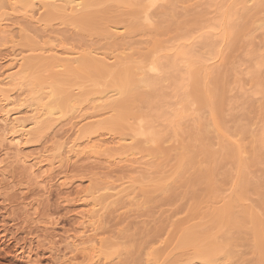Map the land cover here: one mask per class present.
Here are the masks:
<instances>
[{"label":"bare ground","instance_id":"bare-ground-1","mask_svg":"<svg viewBox=\"0 0 264 264\" xmlns=\"http://www.w3.org/2000/svg\"><path fill=\"white\" fill-rule=\"evenodd\" d=\"M158 1H164V0H0V43H2L1 45L6 46L5 55L3 54V56H0V166L2 165V168L0 167V177L4 180L9 181V179L11 180V178H13L12 175L10 176L11 171L12 170L14 171L15 168L20 169L19 170L20 173H18V174H19V177H22L20 183L23 186L20 184L22 188H20V190H19L20 192L18 195H21V192H22L23 194H25V197L30 193H31V195L35 196V198L31 196L34 199L29 201V202H26L27 201L26 200L25 203L22 204V208H21V210L24 214L23 218L28 220L29 228L30 227L33 228L30 231H28L27 238L25 239V241H27V245L25 244V241H24L25 246H23L24 244H22L21 245L22 247H19L16 250L18 257L21 258L22 260H25L26 264H42V261L40 258L45 257L44 254H46L47 260L44 258L46 260V262H48V260H49L51 263L53 262V264H78V263L74 262V261H76V259H81V263L79 262V264H113L112 260L114 258L118 257V259H119V257H121L120 254L117 255L118 253L116 254V251H115L117 248V245H116L117 241H115L116 237H115V239H112L113 238V236H112L113 230H110V228L108 230V231L112 232L111 235H109V236H111V238L108 237L106 235V233H104V234L108 238H106V237L102 238L101 237V235L105 231L104 227H106V226L109 227L108 225H106V222H107L106 220H108V215H109V217H111L110 215L112 214V217H114V215H116L120 211L124 210L127 205H128V207L131 206L130 204L133 201H135V199L138 197L136 194L138 189L141 193H143L141 195H143V196L146 195L145 198L147 199L151 195L156 194V192L157 193L161 192L162 190L167 188L168 182H170L171 176H167L166 179H164V180H163V176H162L161 181H159V180L158 181H152L153 183L151 186L148 185V184H151V182H149L148 184L143 183V186L140 184L141 186L136 187V185L138 183H140V181L138 178L136 179V177H138V176H136L134 179V178H132L133 177L132 175L139 174L140 177L145 178V175L151 174L156 169V168L154 169V163H153V165L150 163L151 160H149V158H148V156L150 157V155L148 153H149V150H152V145H154V143L157 140V137H156V140L154 139L155 134H158V133L154 132L155 133L154 134L153 131L152 132L150 131L151 129L150 130H148L149 128L146 129L143 126V125H145V124H143V122H145V120L142 122L143 119L141 120L142 123L137 119H136L137 120L136 122L130 121V123H126V122H128V119L130 117L132 118L134 116V118H135L137 116V115H134V113L136 112L135 108L138 110V108L135 107V102H136L135 98H137V97L139 98L140 93H139V91L137 92V89H135V88L146 86L145 87L146 91H144V92H148V93L151 92L149 87L147 90V85L149 84L148 82H151V81H149L150 78H154L155 76L160 74V72L162 71L161 70L162 68H160V59L162 58L161 55L166 56L165 54H167V52L163 51V53H164L163 54V53L156 50L159 48L157 45L159 42L156 44V41L159 40V39H157L154 44H156L158 48H156V49L152 48L154 50V51L152 50L153 53L147 49L146 50L144 49L146 52L144 50L141 51V52H143V54L146 53V56L148 53L149 57H146L145 55L143 58L137 56L136 57L137 60H133V58L135 56H133V58H132V55H131L129 58V56L127 54H125L126 53L125 50H123L125 44H127L126 41L128 40V39L126 40V38H127L126 34L128 31V36L129 35L132 36V37L129 36L130 38H133V35L134 36L137 35V33L141 27V25H138V23H137L140 20L139 19L137 21V19L140 16L138 15L139 17L137 16V18H135L137 21V22L136 21L135 22L137 24L135 22H133V24L135 23L134 26L138 25V26H140L139 28H138V26L137 27L131 26V25H133L132 23H131V25H129L127 23L129 22L130 17L132 18V16H134L136 13H138L140 11H142L145 18H147L148 15L150 14V12H149L150 8L154 4H156ZM208 2H209V0H208ZM210 2L212 3V4H210V6L211 5L214 6V4H215V3L213 4L214 1L212 2V0H211ZM215 2H219V1L215 0ZM250 2H251V0H231V6L228 8L227 11H226V7H225V10H224L225 13L223 14V18L220 21L215 22V23H211L210 21L212 19L208 18L209 23L205 24L206 26L204 27V29L202 31L199 32V35L197 34L198 35L197 37L196 36L193 37L191 35H187V36L185 35L184 38L181 37L182 40H179V39H177V38H180L178 36L175 38V40L177 39V41L179 40L180 42H178L177 44H175V46H172L171 48L166 47L167 49L169 48L168 52H170L171 56H172V61L170 59V61L172 63H169V64H174L173 67H175V64H176V66L178 64H181L184 66V68L183 67L180 68V69L183 68L184 70L179 69L180 71H182L181 75L178 73L177 74L175 73L176 75H180L181 77L178 76L180 78L179 87L178 88L175 87L177 89L174 90V88H173V90H174V92L178 91V90L179 91L176 93L170 91V93H172V94L177 95V93H178L180 98H181L179 100L180 101L179 102L180 107L177 106V107H179L177 109V107L175 106L176 108L174 109L175 112L173 114V116H174L173 119H168V122H169L168 125H170V128H171L170 130H172V132H174L175 130L180 128L179 124L182 122L179 123V121L181 119H183L185 116L186 117L192 116L191 118H193V117L195 118V116H193L194 115L193 114L194 104L192 105V103L195 102V104H196V103L201 102V103H204L206 108L212 109V103H213L212 100L213 99H216V101L218 100V93H217L216 89L212 90L209 97H207V98L203 97L202 94L200 93V91H201L200 79H202L201 77H203V79H205L204 76H207V75H205L206 72H209V75L210 74L212 75L211 72H212V70H214V68H213L214 65H212V64L208 65L207 64L213 58H211V59L210 58H204L195 52L194 46H193L195 39L201 38V37L206 38V36H217V35L221 36L222 34L225 33V31L231 30L229 28H230L232 22L234 21V23H236L234 19L237 20L238 16H240L239 14H241V12H243L245 10H246L245 12H247L246 8L249 7L247 5ZM252 2H253V0H252ZM96 3H97L98 8H99V6H103L105 4H113L116 6V9L118 7H122V8H125L124 10L129 9V10L134 11L135 9H137V11L138 10L139 11L138 12L136 11V13L133 12L134 15H132L133 13L131 14V12L128 11L129 12L128 16H130V17L128 19V17H126L127 16V14H126L125 17L128 19V21L126 19V23L123 21L124 19L122 18V15H121L122 12H121V14H119L120 12H113V11L112 12L109 11L111 13H108L106 11L107 9H105V7H104L105 11L103 10V12L104 13L106 12L108 17L101 18V17L97 16L98 18H94V16L96 14L103 13V12H100V11H102V9L99 11L100 13L99 12L95 13V15H93L94 11H92L93 14L92 13L91 14L93 16L91 17V15H90L91 11H89V9H91L92 5L96 4ZM226 5H228V4H226ZM108 8H110V7H108ZM94 9H96V8H94ZM118 10H116V11H118ZM148 12H149V14H148ZM151 12H152V9H151ZM248 12H249V10H248ZM253 13H255V12H253ZM103 14H101V15L103 16ZM253 15H252V17H253ZM109 17H110V19H109ZM198 17H196V18L198 19ZM205 17H207V16H205ZM218 17H220V15H218ZM148 18H150V17H148ZM246 18H248L250 20V18L248 16ZM132 19H134V18H132ZM14 20L15 21L20 20L19 23L21 22V24H19L18 22H14ZM107 20H110L111 23H110V21H108V23H107ZM201 20H203V22L205 23V19H201ZM201 20H200V22H197L196 20H195L196 21L195 22L193 20L194 22L192 24L195 23V25H196V23H197V25H198V23H203V22H201ZM251 20H253V19H251ZM149 21H151V20H149ZM206 21H208V20H206ZM22 22H23V25H22ZM53 22H57V27L62 26V25H66V24L67 25L77 24V25H80L78 27L76 26L77 28L81 27L79 29L80 31H81L82 27L86 28V29H84L86 32H88L87 31L88 29H89V31L91 29V32H93L94 30L95 31L98 30L102 33V36L105 39H107L108 41H111V43L113 44V46H112L113 48L119 49V50H117V52H119L120 50L122 51V53L125 52L124 54H125V56H128V58L122 57V60H119V58L116 59L115 53H117V52H115V49L113 52L115 54V56H113L111 53H110L111 55H108V54H107V56L103 55V54H101L102 53L101 51H103V52H105V51L101 50L99 48H97V50L95 49V51L89 50V52L87 53L86 56H84V55L80 56L79 55L80 53L78 52L79 50L73 51L74 49H72V51H70V50L61 48V46L59 47L57 44H54V42L56 41V37L53 35L55 34L54 30H57V29H54V28H53L54 30L52 29V26H53L52 23ZM142 22H144V21H142ZM151 23H153V22H151ZM192 24H191V29L192 28L195 29L194 27H192L195 25H192ZM244 24H246V23H244ZM202 25L204 26V24H202ZM30 26L31 27L33 26L32 28L36 29V30L34 29L35 33L32 32L33 30H32V28L30 29ZM152 26H153V24H152ZM187 26H189V25H187ZM235 26H237V25L235 24ZM256 26H258V28L256 27V29H262V28L264 29V22L259 23V25L257 23ZM184 27H186V25ZM201 28L202 27H199L197 30H199ZM231 28H233V25ZM29 29L32 30L31 31L32 33H34L32 36H31L32 33H30V32H29L30 35H28L29 33L26 34L29 31ZM177 29L176 30L179 31L178 27H177ZM180 29H183V26L182 27L180 26ZM234 29H232V30H234ZM144 30H143V32H144ZM148 30H151V29H147L146 31L148 32ZM82 32H84V31H82ZM91 32L89 34H91ZM189 32H190V30H189ZM235 32L236 31H234L233 33H235ZM239 32H241V31H239ZM139 33H141V32L139 31ZM176 33L177 32H175V35H176ZM66 35H67V33H66ZM145 35H147V34L145 33ZM227 35H226V37H227ZM29 36L33 37V39L30 38ZM96 36H98V35L96 34ZM236 36L237 35H235V37ZM235 37H233L232 40H234ZM69 38H70V36H69ZM43 39H45V41H43ZM102 40L105 41L104 39H102ZM129 40L132 41V39H129ZM129 40H128V48H130L129 47ZM175 40L173 42H176ZM201 41H202V39H201ZM32 42H35L38 45L36 47L32 46V44H34ZM219 42H214V43H219ZM229 42H230V40H229ZM164 43H167V41ZM222 43L225 44V42H222ZM231 43H227V44H231ZM28 44H31V45L28 46ZM233 44H234V42H233ZM24 45H26L28 47L26 48ZM109 45L110 44H108V46ZM151 45L153 46V44H151ZM156 45H154V46L156 47ZM204 45H205V43H204ZM218 45H221V44H218ZM160 46H162V45L160 44ZM24 47L26 49L25 52L26 53L28 52L27 54H30V52H32V55H29V56H34L33 57L34 59L32 57L31 58L33 60H36L35 63H32L31 61L27 60V57L24 56L25 55L24 54L25 52H23L25 50ZM88 47L91 48V46H88ZM112 47H110V48H112ZM22 48L24 50H22ZM82 48H84L86 50L85 47H82ZM210 48H211V46H210ZM219 48H220V46H219ZM108 49L109 48L106 49L107 50L106 52H111V50H113V49H111V50L109 49L110 50L109 51ZM98 50L101 53H97ZM198 50H196V51H198ZM220 50L222 51V49H220ZM126 51H128V50L126 49ZM129 51H130V49H129ZM199 51H201V49ZM263 51H264V49H263ZM34 52H36L35 53L36 55H33ZM150 52L152 54H150ZM207 52H213V51H207ZM169 54H167V55L169 56ZM215 54H216V51H215ZM0 55H2V54H0ZM258 55H260V54H258ZM117 56H123V55L119 53V55L117 54ZM218 56H220V55H218ZM217 57H215V59ZM262 57H264V56H262ZM139 58H141V59H139ZM194 59L196 61L198 60V62L202 64L201 66H199L198 70L197 69L195 70L193 68L192 61H194ZM256 60H258V59H256ZM210 62H215V61L211 60ZM205 63L207 65H205ZM254 63L252 62V65H250V67H252V69L254 67L256 69L261 67L260 65L262 62L256 61V63H255L256 66L253 67ZM76 66L81 67V68L79 67L80 69H82V71L80 73H77L78 71H76L77 70ZM171 67H172V65H171ZM36 68H39L40 71L41 70H43V71H46V70L58 71L59 70L60 71V70L65 69V71L66 70L68 71L67 72L68 77H65L66 79H64V75H63V77H62L63 79L62 78L59 79L58 77H56L57 74H55V76H53L54 75V72H53V75L49 76V78H47L48 75H46L47 77H45L47 79L52 80L50 83L49 82L48 83H45V82L44 83L43 82L42 83L41 82L36 83L35 82L36 84L32 85L31 82L29 83V80L26 78V75L28 73L33 74L35 72L34 70ZM255 68H254V71H255ZM39 69H36V71L37 70L39 71ZM163 69H165V68H163ZM252 69H249L250 70L249 73H251ZM166 70H168V69H166ZM246 70H248V69L246 68ZM43 71H41V72H43ZM175 71L176 70H174V71L172 70V72H175ZM180 71H179V73H180ZM215 71H216V68H215ZM60 72L62 73V71H60ZM163 73H166V72L163 71ZM249 73H247V74L250 75ZM168 74H171V73H168ZM199 74H201L200 78H199ZM257 74L258 73H256V75ZM163 75H165V74H163ZM217 75H218V73H217ZM42 76H43V74H42ZM82 76H85V77H82ZM171 76L175 77L174 75H171ZM250 76H251L250 78H252V73ZM257 76L254 77V79L257 78ZM163 77H162V79H163ZM178 77H175V79ZM31 79L33 80V78H31ZM206 79H207V77H206ZM208 79H210V78H208ZM176 80H174V82L172 83L173 85H175V84L177 85V82L175 83ZM189 80H191L190 81L191 84L189 83L190 87L188 88V81ZM27 81L29 84L28 83L26 84ZM37 81H38V79H37ZM204 81L205 80H203V82ZM164 82H166V79H164ZM164 82H162V84ZM179 82H178V84H179ZM259 84L260 83L258 82L257 85H259ZM152 85H150L151 88H152ZM168 86H170V85H168ZM259 86L261 87V85H259ZM134 89L136 90L137 93H139V95L137 97L135 96V94H137V93L134 94V91H135ZM156 89H158V88H156ZM263 89H264V86H263ZM160 90H161V88H160ZM163 90L164 89L162 88V91ZM261 90H262V88H261ZM142 92H143V90H142ZM142 92H141V94H143ZM165 93H166L165 94V98H166L167 92H165ZM158 94L159 95H156V96L159 97L160 93H158ZM172 94H170V95H172ZM144 95H145V93H144ZM150 95H152V94L150 93ZM161 95L164 96L162 93H161ZM152 97H154V95ZM172 97H173V95H172ZM147 99H149V98H147ZM168 100H170V97L168 98ZM137 101H138V103L143 102V101L140 102L139 99ZM149 101H147V102H149ZM85 102L86 103L90 102V104H89V106L91 105L90 109L96 107L95 110L98 108V111L92 112L91 110H89L91 112L83 113L82 111H84L86 108L89 109V107H87L85 105L86 108L82 109V108H80L79 104L85 103ZM163 103H164V101H163ZM163 103L161 102V104H163ZM167 103L169 104V103H171V101H167ZM179 103H178V105H179ZM171 105H172V103H171ZM174 105L172 106L173 108H174ZM136 106H139V105L136 104ZM152 106H153V104H152ZM261 107H262V105H261ZM173 108H172V111H173ZM67 109L69 111H71L70 112L71 114L68 116L66 115L67 111L65 112V110H67ZM263 110H264V108H263ZM191 111H192V113H190ZM85 112H87V111H85ZM152 112H153V110H152ZM67 113L69 114V112H67ZM141 113L143 114V112H141ZM158 113H159V111H158ZM165 113H167L166 110H165ZM155 114H156V112H155ZM155 116L153 115V117H155ZM165 116H166V118L169 117V116H167V114L164 115V117L161 114L160 121L163 118L165 119ZM214 116H215L214 120L218 118V116L216 114ZM134 118H132V119H134ZM149 118H146V119L148 120ZM184 119H186V118H184ZM193 119H192V121H193ZM221 119H222V116H221ZM129 120H131V119H129ZM165 120H167V119H165ZM186 120H188V119H186ZM194 120H197V119H194ZM215 122H217V121H215ZM215 122H214V124H215ZM120 123L122 124V130L120 129L121 131H119V133H118ZM124 123H126V124H124ZM157 123H158V121H157ZM185 123L187 124V122H185ZM185 123H183V124H185ZM261 123H264V120H263V122L261 121ZM192 125H191V127H192ZM196 125L198 126V124H196ZM196 125H195L194 129L191 128V129H193V131H191V133H193L194 135H195L194 132L197 131V130L196 131H194V130L199 128V127L196 128ZM216 125L217 124H215V126ZM222 125H223V123H222ZM157 126H158V124H157ZM218 126H220V125L218 124ZM218 126L216 128L219 130ZM162 127H164V126H162ZM186 127H189V126H185V128ZM150 128H151V126H150ZM239 128L243 129L241 127H239ZM199 130L197 131L198 136L201 137V135H199ZM218 130H217V132H218ZM225 130L227 132V129H225ZM155 131L158 132L157 130H155ZM220 131L223 132L222 129ZM115 132H117V133L115 134ZM162 132H163V130H162ZM162 132H160V133H162ZM167 132H168V134H164V133L163 134L169 135V130L166 131L165 133H167ZM183 132H184V129H183ZM203 132H205V130ZM209 132H208V134H209ZM214 132H216V131L214 130ZM226 132H223V134L225 133L226 135H228ZM239 132H241V131H239ZM201 133L202 132L200 130V134ZM163 134H160V135H162V138H163ZM175 135H176V133L174 134V137H175ZM194 135H193V137H194ZM213 135H215V134L213 133ZM219 135L222 136L221 133L218 134V137H220ZM232 135L233 134H231V136ZM260 135H261V133H260ZM157 136H159V135H157ZM171 136L169 135L166 137H171ZM215 136H213V137H215ZM228 136H230V135H228ZM186 137L190 138L188 134ZM195 137H197V136H195ZM160 138H158V139H160ZM203 138H205V137H203ZM220 138H222V140H223V137H220ZM224 138H225V136H224ZM233 138H234V136H233ZM39 139H43L44 145L49 144V146L46 145V147L42 148L43 150L38 151L36 154L34 153V155L27 154L26 150H25V147H27V144L31 143L33 141H37ZM198 139H200V138H198ZM163 140H166V139L163 138L162 141ZM170 140H171V138H170ZM182 140H183L182 138H181V140L173 138L171 143L168 142V145H169L168 148L165 147V149H163L162 148L163 146L162 147L158 146L160 148L157 149V151H156L157 154L155 153L156 154L155 155L154 151H153V153L151 152L150 154L154 155V157L155 156L158 157V155H164L163 157H165V156H168L170 153H174V154L176 153V154H178L177 157L180 156V159H178L177 157H175L174 159L173 158L171 159V155L173 156L174 154H170V157L167 159L175 160L177 158L178 162H180L182 156L186 155V154L184 155V152L186 151V147H187V143L184 144V140L183 141ZM195 140H196V138H195ZM200 140H197V141H200ZM222 140L219 143V141L217 139L218 144H221V142L223 143ZM166 141H168V139ZM166 141H164V142L166 143ZM255 141H256V139H255ZM157 142H159V141L157 140ZM224 142H225V139H224ZM237 142H236V144H237ZM238 143H240V142H238ZM260 143H262V142H260ZM161 144H163V143H161ZM218 144H217V146H219V148H220V145H218ZM249 144H251V143H249ZM155 145H154V147H155ZM158 145H160V144H158ZM243 145H245V144H243ZM204 146H203V148L207 149ZM233 146H234V144H233ZM233 146L229 152L234 153V151L236 150L235 152L238 155H240L241 150H239L237 148L233 149ZM236 146L240 147V145H238V144ZM247 146H249V145L247 144ZM222 147H223V149H226L227 146L224 145V143H223ZM30 148H32V147H30ZM191 148H192V146H191ZM229 148L226 149L227 152H228ZM188 149H190L189 146H188ZM205 149H203V150L205 151ZM241 149H242V147H241ZM246 149H248V148H246ZM251 149L252 148H250V146H249V149L247 151H250ZM254 150H259V149L254 148ZM191 151H192V149H191ZM210 151L213 152L212 150H210ZM210 151H209V153H210ZM218 151L220 152V150H218ZM144 152H147V153H145L144 156L143 155L139 156L140 154H142ZM251 152H253V151H251ZM194 153L192 154L193 162H192V160L189 162L190 159L189 160L187 159V160H188L189 164L190 163H196V164H194L196 166L198 164L197 162H199L200 160L197 162H194V161H196L195 159L198 158L199 153H197V154H196V152H194ZM202 153H204V152H202V150H201V154ZM214 153H215V151H214ZM216 153L214 155H216ZM223 153L225 154V152H223ZM230 153H229V155L231 156ZM256 153H257V151H256ZM166 154H168V155H166ZM210 154H212V153H210ZM248 154L246 153L245 155H248ZM252 154L254 155V153H252ZM193 155L197 156V158L193 157ZM203 155H205V153ZM220 155H221V153L218 154V156H220ZM238 155H237V158L236 157L235 158L238 159V161H239L240 156L238 157ZM250 155L251 154H249V156ZM137 156H139V157H137ZM212 156L210 155V158H212V159L208 158L209 160H207V158H206L207 165H208L210 160H212V162H213L214 157H212ZM230 156H229V159H230ZM260 156H262V155H260ZM163 157L160 159L162 160ZM188 157L189 156H187V158ZM252 157H251V159H252ZM258 157L259 156H256L255 158H258ZM226 158H228V157H226ZM241 158H242V156H241ZM151 159L153 160V157ZM200 159H202V156ZM260 159H261V157H260ZM158 160L159 159L154 160L156 165H158L157 164L159 162ZM163 160H162V163L167 161L166 157H165V161H163ZM215 160L218 161L217 156H216ZM219 160H221V159L219 158ZM232 160H234V159H232ZM248 160H250V159H248ZM257 160H259V158L256 159V162L258 163ZM217 161H215V162L217 163ZM253 161H255V160H253ZM184 162L186 163L187 161H184ZM212 162H210V163H212ZM240 162H241V159H240ZM240 162H236L237 163L236 165H241ZM256 162H255V164H256ZM203 163L206 164L205 161H203ZM245 163L247 164V161H245ZM77 164H79V165L85 164L86 166H88L89 169L91 168L93 170L95 169V170L101 171V172H99V175H96L98 173L95 172L96 174H94V176L96 175L97 178L93 179L90 177L91 179L88 180L89 184L87 183L88 185H86V184L84 185V183L82 184V182H80V181H78V182L73 181L69 176V172H72L71 171L72 168L76 167ZM174 165H175V162H174L173 166ZM190 165L193 166V164H190ZM159 166L160 165H158V167ZM165 166L167 167V163ZM173 166L169 165V168L172 169L171 167H173ZM180 166L181 165H179V167ZM247 166L249 168L251 165L249 164ZM80 167H81V165H80ZM236 167H238V166H236ZM70 168H71V170H70ZM77 168L78 167H76L75 169H77ZM169 168H167V169H169ZM238 168H239V170L237 171L238 180L235 177L236 178L235 180H237V182L234 183V185H233L234 188L230 192L233 194V198H232L233 200L232 201L227 199L228 196L225 195V192L228 190L224 191V190L220 189V190H222V193L219 195H216L215 194L216 191H214V190H216V188H212L213 187L212 184H214V183L212 182V184H211L212 187L209 186L210 183L207 184V182H209V179L211 176L210 175L211 171L208 170L209 168H206L205 173H204V170L202 168V171L204 174L201 173V175L199 173L196 174V172H195L196 175L199 174L198 176H200V177L196 176V178L198 177L200 180L201 179L204 180L203 182L201 181L202 185L206 180H207V182H205L206 183L205 187H206V185H208L206 187V189H205V187H200V188L205 189V192H203L204 190L202 189L203 190L202 193L203 194L206 193V195H204V196H206L205 198L207 199L206 201L204 200L205 201L204 202L203 197L201 196L202 199L200 201H203V203H206V202L210 203L208 206L205 205L207 207V209L203 213H201V215L205 219H207L208 221H212L215 223V222H219L218 220L226 219L225 217H228L230 214H232L235 217V220H234L233 217L230 216L234 220L232 223H234V226H237V227H241L243 225V222L245 223L244 220H247L252 227V232H251L252 234L251 235H252L253 242L252 241L251 242L253 244H251V245H253V247H254L253 249L255 250V251H253V254H255L254 252H256V254H257L256 255L258 257V259H256L257 264H264V242L262 241L264 239V228H263L264 226H262L263 223L261 222V219L259 218V216L258 215L256 216L254 214L255 212L252 211L254 209L251 208L252 209L251 210L246 205H245L246 208L244 206L243 207L241 206V204H243V201H241L242 203H240V197L247 192L245 190H246V188H248V186L251 185V183L248 185V183H247L248 181L247 180H246L247 182L244 181L243 175L241 173L243 171H240V167H238ZM198 169H199V167L197 168V170ZM114 170H120L121 173H123V174L125 173V174L124 175L121 174V176H122V177L120 176L121 178L120 177L118 179L113 178L115 181L108 182L110 179L107 180V176L111 172H114ZM177 170L179 172L178 168H177ZM211 170L213 172V169H211ZM80 171L82 172L83 170H80ZM157 171L159 173V170H157ZM157 171L154 173L155 175H157ZM184 171H187V169ZM215 171H216V169H215ZM73 173H74V171H73ZM165 173H166V171L164 172V174ZM183 174H184V172H182L181 175H183ZM195 174H193V175H195ZM243 174H244V172H243ZM158 175L160 176V173ZM190 175L191 174H189L188 176H190ZM112 176H114V175H112ZM152 176H153V174H152ZM16 177H18V176H16ZM221 177H223V176H221ZM110 178H111V176H110ZM155 178L157 179V177H155ZM182 178L184 179V176L180 177L179 180H181V181L178 180L180 183H182ZM193 178H195V177H193ZM73 179H74V176H73ZM186 179H188V178H186ZM111 180H112V178H111ZM140 180H142V179H140ZM194 180H196V179H194ZM197 180L194 182H197ZM211 180H210V182H211ZM148 181H150V180H148ZM176 181H177V179H176ZM176 181H174V183ZM191 181H193V179H191ZM222 182H224V181H222ZM7 184L9 185L11 183L8 182ZM16 184H14V185H16ZM173 184H171V185H173ZM187 184H186V186H187ZM197 184L199 185V182L196 183L195 185L197 186ZM222 184H224V183H222ZM171 185H169V186L172 188ZM180 185H182V184H180ZM184 185L185 184H183L182 186L184 187ZM190 185L195 187V185H192V184H189L188 186H190ZM200 185H201V183H200ZM222 186H224V185H222ZM214 187H216V186H214ZM253 187H255V186L253 185ZM253 187H252V189H254ZM217 189H219V188H217ZM11 191H12V189H11ZM248 191H250V190H248ZM170 192H172V191H169V193ZM52 193H55V195H56L57 204H59V205L61 204V205L65 206L66 209H67V207L71 208L70 210L68 208L69 211L67 213H70V215L73 216L72 219L74 220L73 223L70 224L69 227H66V229L62 230L60 237L58 236L60 238L58 245H56L55 242L53 241V238H55V237H51V235L49 236V234H48V231L53 229V226H54L52 223L53 222L52 220H51L52 222L48 221V219L50 217L49 215L51 212L47 213L46 215L43 213L44 217L39 216L41 204L43 205V202L47 204L49 202V198L52 195ZM164 193H166V192H164ZM214 194L216 196H214ZM139 196H140V194H139ZM143 196H141L142 199H143ZM23 198H24V196H23ZM241 198L243 199V196ZM152 199H153V196H152ZM170 199H171V197H170ZM150 200H151V198H150ZM150 200L148 199L147 201H150ZM200 201H199V203H200ZM146 203L149 204V202H146ZM146 203L141 204V206H139V209L145 208L147 206ZM203 203H202V205L204 206ZM198 208H196V210ZM201 208L204 209L203 207H201ZM201 208L199 209L200 211H202ZM193 209H195V208H193ZM148 214L144 215V216H148ZM196 214L197 215L199 214L198 216H200V218L202 217L200 215V212L199 213L197 212ZM197 215L194 214L195 217L190 218V219L195 220ZM117 216H118V214L116 215V217ZM149 216H150V214H149ZM192 216H193V214L191 215V217ZM116 217H114V218H116ZM119 217H120V214H119ZM203 217L201 219H203ZM123 219L124 220H122V221H125L126 218H123ZM196 220H198V219H196ZM207 220H205V221L208 222ZM227 220L228 219H226V222H227ZM111 221H113V220H111ZM202 221H200V222H202ZM203 222H202V224H203ZM222 223H221V225H222ZM178 224L176 225V226H178L176 228L177 230L179 228L180 229L183 228L180 226L186 225L185 222H184V224L183 223H180V225H178ZM209 224H211V223H209ZM209 224H208V226H209ZM218 225H220V222L218 223ZM208 226H207L206 230L209 228ZM115 227H116V225H115ZM175 227H174V231L176 230ZM213 227H215V226H213ZM218 227L220 228V226H218ZM218 227H216V228H218ZM222 227H224V226H221V229H222ZM216 228H214V229L212 228L213 230H211V231L212 232L215 231ZM0 230H4L3 225H0ZM198 230L201 233V230L199 228H198ZM199 231H197L194 228H191V229L184 231L181 234V236L179 237V239L177 240V242L174 244V246L172 245L173 247H171V248L169 247V249L166 248L167 245L165 246V244L163 245L165 247L164 249H158L157 248L158 246L155 249H153L154 247L152 246L153 248L149 249V252H146L147 253L146 259H144L145 263L144 262L143 263L144 264H228V263L231 264L232 261L229 262V260H234V259L233 258L230 259L231 258L230 256L232 253L229 252V249H227V247H226L227 250L225 252H223L222 255L220 254L221 256H219V255L217 256L216 254L212 255L213 250L210 253H208L209 251L207 249L206 250L208 252L206 250H204L205 248H207L206 246H208L207 240H209L211 242L210 238L207 239L209 237L207 234H209V232L212 233L211 231L207 230V234H206L207 240L206 241H201L203 238L202 237L201 240H199L200 243L198 242L200 245L203 242V244L201 246L206 244L204 246V248L201 247L198 243H197V247L194 246L195 245L194 242L196 240H198V238L200 237ZM225 231H226V229H225ZM110 232H107V233L110 234ZM178 232H179V230H178ZM178 232H176V234ZM203 234H205V233H203ZM213 234L210 235L211 238H212V235L216 236V234L214 232H213ZM173 235H175V234H173ZM173 235L170 239L171 242H174V241H172V238L174 237ZM216 237L213 239H216ZM222 239H223V237H222ZM238 239H240V238H238ZM170 240L168 242H169V245L171 246V244H173V243H171ZM173 240H176V238H174ZM217 240H219V239L217 238ZM209 241H208V243H210ZM238 241H240V240H238ZM168 242H166V244H168ZM204 242H206V243H204ZM234 242H232V243H234ZM192 244H194L193 245L194 247H191ZM118 245H120V243ZM212 245H213V243H212ZM212 245H211V247H208V249H211ZM216 245H217V243H216ZM232 245H231V247H232ZM41 246H43L41 251L44 252V250L46 249L45 253H43V254L39 249V247H41ZM45 246H46V248L44 249ZM209 246H210V244H209ZM121 247H119V248H121ZM125 247H127V246H125ZM59 248H61V250ZM214 248H215V246H214ZM231 249L232 248H230V250ZM223 250H225V249H223ZM233 253H234V251H233ZM115 254H116V257H115ZM132 260H134V259H132ZM238 260H240V257ZM238 260H236V261H238ZM135 262H136V260H135ZM136 263H138V261ZM136 263H134V264H136Z\"/></svg>","mask_w":264,"mask_h":264},{"label":"rangeland","instance_id":"rangeland-1","mask_svg":"<svg viewBox=\"0 0 264 264\" xmlns=\"http://www.w3.org/2000/svg\"><path fill=\"white\" fill-rule=\"evenodd\" d=\"M210 1L211 0H209V2ZM216 1H219V2H215V0H212L213 4L215 3L214 6H212V5L210 6V4H212V3L211 2L209 3L208 0H164V1H158L156 4H154L150 8V10H149L150 14L148 12V14H149L148 17H150V18H148V17L147 18L149 20H151V21H149L147 18H145V16L142 13V11H140L141 12L140 13V12H138L139 10L137 11V9H135L134 11L133 10H129V9L124 10L125 8L118 7V6H117L118 8L116 9V6L113 5V4H105L103 6H99V8H98L97 3H96V4H93L92 5V7H91V9H89V11H91L90 12L91 17L93 15H95V13H98L101 9H102V11H100V12H103L104 7H105V9H107L106 11L108 13H111L113 11V12H120L119 14H121V12H122L121 15H122V18L124 19V20L123 19L122 20L125 23H126V19H127L126 17H128V19L130 17V16H128V13L129 12H131V14L133 12L136 13V11L138 12L135 15L133 13L132 15H134V16H132V18L135 19L139 15L141 18L138 16L139 18L137 19V21L139 19L140 20L137 22L136 19L134 20V19H132L130 17V20H129V22L127 24L131 25V23L133 24V22L136 21L138 23V25H141V27L138 26V25L134 26L136 22L133 25H131V26H134V27H137L138 26V28L140 27L139 31L141 33H139V31H138L137 35H135V36L133 35V38H130L132 36L129 35L130 36L129 37L128 36V31H127V34H126V37L127 38H126V40L127 39L128 40L129 39H132V41L129 40V47L130 48H128V40L126 41L127 44H125L126 47L124 46V48H123V50H125L126 53L124 51L123 52L125 54H127L129 56V58L132 55V58H133V56H135L133 58V60H137V58H136L137 56L138 57H141V58H143L144 55L146 56V53H145L146 52L145 51L146 49L149 50V51H151L153 53V51H154L153 49H156V48L159 47L158 48L159 50L156 49L157 51H159L161 53H163V51H164V52H167V54H169L170 53V52H168V49L169 48L167 49L166 47H170L171 48L172 46H175V44H177L178 42H180L179 40H182V38H184L185 35L186 36L187 35H191L193 37L194 36L197 37L199 35V32L202 31L204 29V27L206 26L205 24H208L209 23V19H212L210 21L211 23H215V22L220 21L223 18V14L225 13L224 12L225 7H226V11H227L228 8L231 6V0H222V1L221 0H216ZM225 3L228 4V5H226ZM249 4L247 5L249 7L246 8L247 9V12H245L246 10L243 11V12H241V14H239L240 16H238V19L237 20L234 19L236 23H234V21L232 22V24H231V26L229 28L231 30L228 29L229 31H225V33L222 34L221 36H219V35H217V36H206V38L205 37H201V38L195 39V42L193 44L195 52L197 54L201 55V57L210 58V59L213 58L211 60L212 61L213 60L215 61V62H210L211 61L210 60L209 63L206 62L208 65H210V64L214 65V67L212 66L214 68V70H212V72L210 71L212 73V75L210 74L211 76L209 75V72H206V74L205 73L204 74L207 75V76H204L205 79H203V77L200 76L201 74H199V78L201 77L203 80H205L203 82V80L200 79V81H201V91H200V93L202 94L203 97H206L207 98V97H209V95L212 92V90L216 89V91L218 93V100L217 101H216V99H213L212 100L213 101V103H212V109L211 108H206L205 105H204V103H201V102L196 103V104H195V102L192 103V105L194 104V107H193L194 108L193 109V111H194L193 114L194 115L193 116H195V118L194 117L193 118L194 119H197V120H194L193 118H191L192 116H188V117L185 116L184 117V118H186L188 120H186L184 118H183L184 120L181 119L179 121V123L182 122V123L179 124L180 125L179 126L180 128H178L177 130L174 131L176 133L175 137H174V134L175 133L172 132V130H170L171 129L170 128V125H168L169 124L168 119H173V117H174L173 114L175 112L174 109L177 106L180 107V103H179L180 101L179 100L181 98H180V96H179L178 93L176 95V94L170 93V91L174 92V90H176L179 87V85H180V82H179L180 78L179 77H181L180 75H181V72H182L180 70H182L184 68V66L181 65V64H178L176 66V64H175V67H173L174 64H169V63H172L171 62L172 61L171 53L169 54V56L167 54H165L166 56L161 55V57H162L160 59V68H162L161 69L162 71L160 72L161 75L159 74V75L155 76L154 78H150L149 81H151V82H148L149 84L147 85V90H148V87H149L150 90H151L150 93L152 95H150V93H148V92H144V91H146V88H145L146 86L145 87H139V88L137 87V88H135V89H137V92L139 91L140 95L134 89L135 90L134 91V94L137 93V94H135V96L137 97L139 95V98L138 97L135 98V101H136L135 102V107H137L138 110L135 108V111L136 112L135 111L134 112L136 114L134 113V115H137L136 116L137 118L136 117L134 118V116H133L132 118H134V119H132L130 117L129 119H131V120L128 119V122H126V123H130V121L131 122H136L137 120H139L141 122L142 119H143L142 120V122H143L145 120V122H143V124H145V125H143V126L146 129L149 128L148 130L151 129L150 131L151 132L153 131V133L154 132L155 133H158V134H155L154 133L155 134L154 139L156 140V137H157V140L160 143L157 142V140H156V142L154 143V145L156 143L157 144L155 145V147H154V145H152V150H149V153H148L150 155V157L148 156L149 160H151L150 163L152 165L154 163V169L156 168L154 170V172H152L151 174L145 175V178L144 177H140L139 174L132 175L133 176L132 178L135 179V177L138 176V177H136V179L138 178L139 181H140V183H138L136 185V187H139L141 185L143 186V183L148 184L149 182H151V184H148V185L151 186L152 183H153L152 181H158V180L161 181L162 180V176H163V180L166 179L167 176H171V179H170V182H168V186H167L166 189H164V190H162L161 192H158V193L156 192V194L151 195L147 199L145 198L146 195H144V196L141 195L143 193H141L139 191V189H138L137 190V193H136L138 197L135 199L136 202L133 201L130 204L131 206H129V207L127 205L126 206L127 208L125 207L124 210H122L119 213H117L118 214L117 217H116L117 214L115 213L116 215H114V217H116V218L112 217V214L110 215L111 217H109V215H108V220H106L108 223L106 222V225H108L109 227H107V226L104 227L105 228L104 229L105 231L103 232V234L101 235V237L102 238L103 237H106V238L110 237L111 238V236H109V235H111L112 232H110L108 230H109V228H110V230H113V233H112L113 238L112 239H115V237H116V240L115 241H117L116 242L117 248H116L115 251H116V254L118 253L117 255L120 254V256H121L118 259V257H116V254H115V257L116 258H114L115 260L114 259L112 260L113 264H115V263L116 264H134L137 261H138V263H136V264H144L145 263L144 262V259H146V254H147L146 252H149V249H151L153 247H154L153 249H155L157 246H158L157 247L158 249H164L165 247L163 245L165 244V246L166 245L168 246L169 245V242L168 241L171 239L172 235L175 234V235H173L174 237L172 238V241H174V242H171V240H170V242L173 243V244L170 243L171 246L170 245L168 247L166 246V248L169 249V247L171 248V247L174 246V244L177 242V240L179 239V237L181 236V234L184 231H186L188 229H191V228H194L197 231H199L198 228L201 230V233L199 231L200 237L198 238V240H196L194 242L195 245L192 244L191 247H194V246L197 247V243L198 242L200 243L199 240H201L202 237L203 238H202L201 241H206L207 239L210 238L211 242L209 240H207V245L208 246H206L207 248L204 249V250L207 249L209 251L208 252L206 250L208 253L212 252V250H213L212 255H215L216 254L217 256L218 255L221 256L223 254V252H225L227 249H229V252L232 253L231 256H230L231 257L230 259H232V258L234 259V260H229V262L232 261L231 264H235V263L236 264H257L256 259H258V257L256 256L257 255L256 252H254L255 254H253V251H255V250L253 249L254 248L253 245H251V244H253L252 243L253 242V239H252V235H251L252 234L251 233L252 232V227H251L250 223L247 220H244L245 223L243 222V225L241 226L242 227L241 228V227L234 226V223H232L235 220V217L232 214H230L228 217H225L226 219H228L227 222H226V219L218 220L220 222V225H218L219 222H215L214 223L212 221H208L207 219H205L201 215V213H203L207 209V207L205 205L208 206L210 203H207V202H206L207 204L206 203H203L204 200L205 201L207 200L205 198L206 196H204V195H206V193H204V194L202 193L203 190H204L203 192H205V189L208 186V185H206V187H205V184H206L205 182H207V180L202 185V182L204 180L203 179L200 180L198 178V177H200V176H198L199 174L200 175H201V173L204 174L206 172L205 171L206 168H209L208 170L211 171L210 175L212 177L210 176L209 182H207V184L210 183L209 186L212 187V185H213L212 188H216V190H214V191H216V193H215L216 195L221 194L222 193V190H224V191L228 190V191L225 192V195L228 196L227 199H229L230 201H232L233 200L232 199L233 198V194L230 193V192L234 188V186H233L234 183H236L237 180H238V178H237L238 177L237 176V171L239 170L238 167H240V171H243L244 172V174H243V172H241L242 175H243L244 181L247 180L248 182L247 181L246 182L248 183V185L251 183V185L248 186V188H246V190H245L247 192L246 193L244 192L245 194L243 193L244 194V195H242L243 196V199L241 198L242 196L240 197V203H242L241 201H243V204H241V206L242 207L243 206L245 207V205H246V206H248L249 209H251V208L254 209V210H252V209L251 210L253 212H255L254 214L256 216L257 215L259 216V218L261 219V222L263 223L262 226H264V145H263L264 144V132H263L264 131V123H261V121L263 122V120H264V114H263L264 113L263 112L264 111L263 110V108H264V100H263L264 99V89H263V86H264V57H262V56H264V51H263V49H264V31L263 30L264 29L263 28H262L263 30L262 29H256V27L258 28V26H256L257 23L259 25V23L264 22V0H256V1L253 0V2L251 0V2ZM108 7H110V8H108ZM94 8H96V9H94ZM151 9H152V12H151ZM116 10H118V11H116ZM248 10H249V12H248ZM92 11H94V14H93ZM109 11H111V12H109ZM253 12H255V13H253ZM103 13H101V14H103ZM101 14H96L94 16V18H98V17H101V18L108 17V15L106 14V12L103 14V16ZM126 14H127V16H126ZM204 15L207 16V17H205ZM218 15H220V17H218ZM252 15H253V17H252ZM247 16L250 18V20L248 18H246ZM196 17H198V19ZM200 18L201 19H205V23ZM109 19H110V17H109ZM128 19H127V21H128ZM251 19H253V20H251ZM193 20L194 21L196 20L197 22H200V20H201V22H203V23H198V25H199L198 26L197 23H196V25H195V23L192 24L194 22ZM206 20H208V21H206ZM19 21H15L14 20V22H18V23H19ZM108 21H110V20H107V23H108ZM142 21H144V22H142ZM151 22H153V23H151ZM110 23H111V21H110ZM244 23H246L247 25L244 24ZM19 24H21V22ZM152 24H153V26H152ZM191 24L192 25H195V26H192L195 29H193V28L191 29ZM202 24H204V26ZM235 24L237 26H235ZM22 25H23V22H22ZM52 25H53L52 26V29L53 28L54 29H57V30H54L53 29L55 31L54 32L55 34L53 36L56 37V41L54 42V44H57L59 47L61 46V48H64V49H67V50H70V51H72V49H74L73 51H78L79 50L78 52L80 53L79 54L80 56H83V55L86 56L87 53L89 52V50L90 51H93V50L95 51V49L97 50V48H99L101 50H104L105 52L101 51L102 52L101 53L98 50L97 53H101V54L106 55V56H107V54L108 55H111L112 54L113 56H115V54H116V57L115 58L116 59L119 58V60H122V57L123 58L124 57L128 58V56H125V54L122 53L121 50H120L121 52L120 51L117 52V50H119V49L113 48L112 47L113 44L111 43V41H108L107 39H105L102 36V33L100 31H98V30L97 31L94 30L95 32L94 31L91 32V29H90V31L88 29L87 30L88 32H86L84 30L86 28L82 27L83 30L81 29V31H80L79 29L81 27L80 28H77L78 26H80V25H77V24H74L75 26L74 25H67L66 24V25L58 26L59 28L57 27V22H53ZM185 25H186L187 28L184 27ZM187 25H189L190 27L187 26ZM232 25H233V28H231ZM180 26L181 27L183 26V29H180ZM196 26L198 28L199 27H202V28L199 29V30H197L198 28ZM32 27L30 26V29ZM177 27L179 28V31H177L178 30ZM30 29H29V31L26 34H28L29 32L32 33V32H34L36 30L35 28H32L33 31L30 30ZM147 29H151V30H148V32H147L146 31ZM188 29L190 30V32H189ZM232 29H234V30H232ZM143 30H144V32H143ZM82 31H84V32H82ZM232 31L233 32L236 31V32L233 33ZM239 31H241V32H239ZM90 32H91V34H89ZM175 32H177L176 35H175ZM30 33L28 35H30ZM34 33H32L31 36ZM66 33H67V35H66ZM145 33L147 35H145ZM96 34L98 36H96ZM226 35H227V37H226ZM235 35H237V36L235 37ZM69 36H70V38H69ZM178 36L180 38L181 37L182 38L181 39L180 38H177V39H179L177 41V39L175 40V38L178 37ZM233 37H235L234 40H232ZM30 38L33 39V37H30ZM101 38L104 39L105 41H103ZM157 39H159V40L156 41ZM201 39H202L203 42L201 41ZM174 40L176 42H173ZM229 40H230V42H229ZM43 41H45V39H43ZM155 41H156V44L158 42L159 43L161 42L160 44L162 46H160V44L158 43L157 44L158 47H157V45L154 44ZM166 41H167L168 44L167 43H164ZM214 42H219V43H214ZM222 42H225V44L222 43ZM233 42H234L235 45L233 44ZM32 43H34V44H32V46H35L36 47L38 45L35 42H32ZM204 43H205V45H204ZM227 43H231V44H227ZM1 44L2 43H0V47H1L0 48V54H2V55H0V56H3V54L5 55V53H6L5 52L6 51L5 50L6 49V46L1 45ZM108 44H110V45L108 46ZM151 44H153V46ZM218 44H221V45H218ZM30 45L31 44H28V46H30ZM154 45H156V47ZM24 46L26 48L28 47L26 45H24ZM88 46H91V48L88 47ZM210 46H211V48H210ZM219 46H220V48H219ZM25 47H24V49H25ZM82 47H85L86 50L84 48H82ZM110 47H112V48H110ZM105 48L106 49L109 48L110 50L111 49H113V50H111V52H106L107 50ZM199 48L201 49V51H199L200 50ZM24 49L22 48V50H24ZM114 49H115V52H117L115 54L113 53L114 52ZM126 49L128 51H126ZM129 49H130V51H129ZM220 49H222V51ZM142 50L145 51L144 52L145 54H143V52H141ZM196 50H198V51H196ZM25 51H26V49L23 52H25ZM207 51H213V52H207ZM215 51H216V54H215ZM151 52H150V54H152ZM27 53L26 52L24 53L25 54L24 56L27 57V60L31 61L32 63H35L36 60H33L34 59L33 58L34 56H29V55H32V52H30V54H27ZM35 53L36 52H34L33 55H36ZM119 53L122 54L123 56H117V54L119 55ZM258 54H260V55H258ZM218 55H220V56H218ZM146 57H149L148 53H147V56ZM215 57H217V58L215 59ZM141 58H139V59H141ZM170 59H171V61H170ZM256 59H258V60H256ZM256 61L262 62L261 65H260L261 67H259L258 69H256L254 67V66H256L255 65ZM252 62L253 63L255 62L254 65H253V67L255 68V71H254V68L252 69V67H250V65H252ZM206 63H205V65H207ZM192 64H193V68L195 70L196 69L198 70L199 69V66L202 65L201 63L198 62V60L196 61L195 59H194V61H192ZM171 65H172V67H171ZM79 67L76 66V68H77L76 71H78L77 73H80L82 71V69H80L81 67L80 68ZM181 67H183V68L180 69ZM163 68H165V69H163ZM215 68H216V71L217 72L215 71ZM246 68L248 70H246ZM36 69H39V68H36ZM36 69L34 70L35 72L33 74H29L28 73L26 75V78L29 80V83L31 82L32 85L33 84H36L37 82H41V83L42 82L43 83L44 82L45 83H48L49 82L50 83L52 80L47 79V78H49V76H52L53 75V72H54V75L53 76H55V74H57L58 76L56 75V77H58L59 79H61L63 77V75H64V79H66L65 77H68V73H67L68 71L67 70L65 71V69L60 70V71H62V73L59 70L58 71H56V70L55 71L54 70H52V71L51 70H46V71L41 70V71H43V72H41L40 69H39V71L38 70L36 71ZM166 69H168V70H166ZM171 69L173 71L174 70H176V71L175 72H172ZM249 69H252L251 70L252 78H250L251 77L250 76L251 73H249V71H250ZM163 71L166 72V73H163ZM179 71H180V73H179ZM168 73H171V74H168ZM175 73L176 74L178 73L180 75H176ZM217 73H218L219 76L217 75ZM247 73H249L250 75H248ZM256 73H258L257 74L258 76L256 75ZM42 74H43L44 77L42 76ZM163 74H165V75H163ZM46 75H48V77ZM171 75H174L175 77H178V76L179 77L176 78L177 79L176 80L175 77H173ZM255 75L257 76V78L254 79V77H256ZM45 77H47V78H45ZM82 77H85V76H82ZM162 77H163V79H162ZM206 77H207V79H206ZM31 78H33V80ZM208 78H210V79H208ZM37 79H38V81H37ZM164 79H166V82H164ZM174 80H176L175 83L177 82V85L175 84L176 86L172 84L174 82ZM190 81L191 80L188 81V88L190 87L189 85L191 84ZM162 82H164V83L162 84ZM178 82H179V84H178ZM258 82L260 83L259 85H261V87L259 85H257ZM27 83H28V81L26 82V84ZM150 85H152V88H151ZM168 85H170V86H168ZM175 87H177V88H175ZM156 88H158L159 90L156 89ZM160 88H161V90H160ZM162 88L164 89L163 91H162ZM173 88H174V90H173ZM261 88H262V90H261ZM142 90H143V92H142ZM178 91H175L174 93H176ZM141 92L143 94H141ZM165 92H167L166 98H165V94H166ZM144 93H145V95H144ZM158 93H160V96L159 97L156 96V95H159ZM161 93L164 96H162ZM170 94H172L173 97ZM153 95H154V97H152ZM146 97L149 98V99H147ZM169 97H170V100H168ZM136 99L137 100L139 99L140 102L141 101H143V102L142 103H138V101ZM147 101H149V102H147ZM163 101H164V103H163ZM167 101H171L172 105H171V103H169L170 104L169 105L167 103ZM161 102L163 104H161ZM178 103H179V105H178ZM89 104H90V102H87V103L85 102V103H80L79 104L80 108H82V109L83 108H86V106L89 107V109L86 108L84 111H82L83 113H89L91 111L92 112L98 111V108L95 110L96 107L90 109V106L91 105L89 106ZM136 104H138L139 106H136ZM152 104H153V106H152ZM173 105H174V108L172 107ZM261 105H262V107H261ZM179 107H177V109ZM172 108H173V111H172ZM89 110H91V111H89ZM152 110H153V112L155 111L156 114H155V112L153 113ZM165 110H166L167 113H165ZM66 111L69 112V114ZM85 111H87V112H85ZM158 111H159V113H158ZM65 112H66V115L67 116L71 114L70 113L71 111H69L68 109L65 110ZM141 112H143V114ZM190 113H192V111ZM161 114L163 115V117L166 114H167V116H169L171 114L170 115L171 117L169 116V117L166 118V116H165V119H167V120H165L162 117L164 120L161 119V121H160ZM215 114L218 116V118H217L218 120L217 119L214 120V118H215L214 115ZM153 115L154 116L156 115V116L153 117ZM221 116H222V119H221ZM146 118H149V119L147 120ZM192 119H193L194 122L192 121ZM157 121H158V123H157ZM215 121H217V122H215ZM185 122H187V124ZM214 122H215V124H217L216 126H215ZM126 123H124V124H126ZM183 123H185V124H183ZM222 123H223V125H222ZM157 124H158V126H157ZM190 124L191 125L193 124L194 126L192 125V127H191ZM196 124H198V126ZM218 124L220 126H218ZM195 125H196V128L197 127H199V128L198 129H195L194 131H196V130L198 131L200 129L203 134L202 133L200 134V130H199V135H201L202 138L200 136H198V132L197 131L194 132L195 135L193 133H191V131H193V129L195 128ZM150 126H151V128H150ZM162 126H164L165 128L162 127ZM185 126H189V127H186L185 128ZM217 126H218L219 130L216 128ZM166 127L167 128L169 127V128L167 129ZM239 127L243 128L244 130L243 129H240ZM191 128H193V129H191ZM220 128L222 129L223 132H226L225 129H227V132L226 133L228 135H230V136H231V134H233L231 136L232 138L230 136L226 135L225 133H224L225 134L224 135L223 132L220 131L221 130ZM120 129L122 130V124L121 123L119 124L118 133H119V131H121ZM183 129H184V132H183ZM155 130H157L158 132H156ZM162 130H163V132H162ZM168 130H169V135L170 136L172 135L171 137H166V136H169V135H164V134H168V132L165 133ZM204 130H205V132H203ZM214 130L216 132H214ZM217 130H218V132H217ZM207 131L208 132L210 131L209 134H208ZM239 131H241V132H239ZM160 132H162V133H160ZM116 133L117 132H115V134ZM213 133L215 135L216 134L217 135L215 136V135H213ZM220 133H221L222 136H220V135L219 136L220 137H223V140H222V138L218 137V134H220ZM260 133H261V135H260ZM160 134H163V138L166 139V140L168 139V141H166V140H163L162 141L163 138H162V135H160ZM187 134L189 135V137L191 135L192 136L190 138H188V137H186ZM157 135H159L161 138L159 136H157ZM193 135H194V137L197 136V137H195L196 140L193 137ZM213 136H215L218 139L219 143L222 140L223 143H224V145L227 146L226 149H228L230 147L229 150H228V152H227L226 149H223V147H222L223 143L221 142V144H218L217 139L215 137H213ZM224 136H225V138H224ZM233 136H234V138H233ZM203 137H205V138H203ZM158 138H160V139H158ZM170 138H171V140H170ZM173 138H176L178 140H181V138H182L184 140V144L187 143L186 151L184 152V155L185 154L186 155L185 156H182L180 162H178V159H180V156L177 157L178 154H176V153L175 154L174 153H170V154H174L173 156L171 155V159L172 158L174 159L175 157H177L178 158V159L176 158L177 160L176 159L175 160L167 159V158L170 157V154L169 155L166 154V155H168V156H165L167 161H165V157H163L164 155H158V157H156V156L154 157V155H151L150 154L151 152L153 153V151H154V154L155 153L157 154V152H156L157 149L160 148V147H162V146H163L162 147L163 149H165V147L168 148V146H169L168 145V142L171 143L172 140H173ZM198 138H200L201 140L198 139ZM224 139H225V142H224ZM255 139H256V141H255ZM197 140H200V141H197ZM164 141H166V143ZM237 141L240 142V143H238ZM43 142H44L43 139H39L37 141H33L31 143H28L27 144V147H25L26 153L29 154V155H34V153L36 154L38 151L43 150L42 148L43 147H46V145L49 146V144H45L44 145ZM236 142H237L238 145H240V147L239 146H236L237 145ZM260 142H262V143H260ZM161 143H163L164 145L161 144ZM249 143H251V144H249ZM158 144H160V145H158ZM217 144L220 145V148H219V146H217ZM233 144H234V146H233ZM243 144H245V145H243ZM247 144L250 146V148H252L250 151H247L249 149V146H247ZM158 146H160V147H158ZM188 146H189L190 149H188ZM191 146H192V148H191ZM203 146L206 147L208 150L205 149V148H203ZM232 146H233V149L234 148H237V149L241 150V154L242 155L241 154L238 155L235 152L236 150L234 151L235 154L233 152L230 153L229 151L231 150ZM30 147H32V148H30ZM241 147H242V149H241ZM246 148H248V149H246ZM254 148L255 149H259V150H254ZM191 149H192V151H191ZM203 149H205V151ZM201 150H202V152L205 153V155H203L204 153L201 154ZM210 150H212L213 152H211ZM218 150H220V152ZM209 151L212 154H210ZM214 151H215V153L217 152L216 155H214L215 154ZM251 151H253V152H251ZM256 151H257V153H256ZM194 152H196V154L199 153L198 158H197V156L193 155V157L197 158V159L194 158L196 160L194 162H197V161L200 160L199 162H197L198 164L196 166L194 165L196 163H190V164H193V166L188 163V160L189 159H190L189 162L191 160L193 162L192 154ZM223 152H225V154ZM145 153H147V152H144V153L140 154L139 156H141V155L144 156ZM220 153H221V155L218 156V154H220ZM229 153L231 154V156L229 155ZM246 153L247 154L248 153L251 154L250 156L251 157L253 156L254 158L252 157V159H251V157L249 156V154L248 155H245ZM252 153H254V155ZM210 155L211 156L213 155L212 157H214L213 158V162H212V160H210L209 163H208V165H207V160H209L208 158H210ZM237 155H238V157L240 156L239 157V161H238V159H236L237 158ZM260 155H262V156H260ZM139 156H137V157H139ZM187 156H189V157L187 158ZM201 156H202V159H200ZM216 156H217L218 161L215 160ZM229 156H230V159H229ZM241 156H242V158H241ZM256 156H259L258 157L259 160H257L258 163L256 162V159H258V158H255ZM152 157H153V160L151 159ZM162 157L164 159V160L163 159L162 160L165 161L164 163H162V160L160 159ZM218 157L221 160H219ZM226 157H228V158H226ZM260 157H261V159H260ZM206 158H207V160H206ZM157 159H159L158 160L159 162L157 163L158 165H160L159 167H158V165H156V163L154 161V160H157ZM210 159H212V158H210ZM232 159H234L235 161L232 160ZM240 159H241V162H240ZM248 159H250V160H248ZM253 160H255V161H253ZM182 161L183 162L184 161H187V162L186 163L185 162L183 163ZM203 161H205L206 164L203 163ZM215 161H217V163ZM245 161H247V164L245 163ZM174 162H175V165L173 166ZM210 162H212V163H210ZM236 162H240L241 165L242 164L243 165L242 166L241 165H236L237 164ZM255 162H256V164H255ZM166 163H167V167L165 166ZM249 164L251 166L248 168L247 165H249ZM80 165H81V167H80ZM80 165L79 164L76 165V167H78L77 169H75L76 167H73V168L71 167L72 170L70 168V170L72 172H69V176L75 182L80 181V182H82V184L84 183V185L85 184L88 185L89 184L88 180H90L91 178H93V179L94 178H97L96 175H99V172H101V171H97L95 169L94 170L91 169V168L89 169L88 166H86L85 164H80ZM169 165L170 166H173V167H171L172 169L169 168ZM179 165H181V166L179 167ZM236 166H238V167H236ZM0 167L2 168V165ZM198 167L200 169V170L198 169L199 171L197 170ZM167 168H169V169H167ZM177 168L179 169V172H178ZM185 168L187 169V171H184V170H186ZM202 168L204 170V173L202 171ZM211 169H213V172H212ZM215 169H216V171H215ZM19 170L20 169H16L15 168L14 171L13 170L11 171L10 176L12 175L13 178H11V180L9 179V181L4 180V179H2L0 177V180H1L0 181V225H3L4 226V230H0V264H26L25 260H22L21 258L18 257V255L16 253V250L19 247H22L21 245L24 244V241L27 238L28 231H30L33 228L32 227L29 228V226H28V220H26L25 218H23L24 217L23 216L24 214H23L21 208H22V204H24L26 200H27L26 202H29V201L33 200L35 198V196L31 195V193H30V194H28L25 197V194H23L22 192H21V195H18L19 192H20L19 191L20 188H22L21 187L22 184L20 183L22 177H19V174H18V173H20ZM80 170H83V171L81 172ZM157 170H159L160 176L158 175L159 173H158ZM73 171H74V173H73ZM156 171H157V175L154 174ZM165 171H166L167 174L166 173L164 174ZM95 172H97L98 174H96ZM182 172H184L185 175L184 174L181 175ZM195 172H196V174L197 173H199V174L196 175ZM94 174H96V175L94 176ZM110 174L107 176V180L110 179L108 182L115 181L114 179H118L121 176V174L124 175L125 173L124 174L121 173L120 170H114V172H111ZM152 174H153L154 177L152 176ZM189 174H191V175L188 176ZM193 174H195V175H193ZM112 175H114V176H112ZM16 176H18V177H16ZM73 176H74V179H73ZM110 176H111L112 180H111ZM183 176H184V179L182 178V183H180L179 181H181V180H179V179H180V177H183ZM196 176H198V177L196 178ZM221 176H223V177H221ZM155 177H157V179ZM193 177H195V178H193ZM235 177L237 178V180H235L236 179ZM186 178H188V179H186ZM140 179H142V180H140ZM176 179H177V181H176ZM191 179H193V181H191ZM194 179H196V180L198 179L197 182H194V181H196ZM148 180H150V181H148ZM183 180L184 181L186 180V181L184 182ZM210 180H211V182H210ZM221 180L224 181V182H222ZM174 181H176V182L174 183ZM8 182L11 183V184L8 185L7 184ZM198 182H199V185L197 184V186H196L195 184L198 183ZM212 182L214 184H212ZM221 182L224 183V184H222ZM200 183H201V185H200ZM14 184H16V185H14ZM171 184H173L174 186L171 185ZM180 184H182V185L185 184V185L183 187ZM186 184H187V186H186ZM189 184L195 185V187H193L191 185H190L191 186L190 187V186H188ZM221 184L224 185V186H222ZM169 185H171L172 188ZM253 185L255 187H253ZM214 186H216V187H214ZM200 187H205V189L200 188ZM252 187L254 189H252ZM217 188H219V189H217ZM11 189H12V191H11ZM220 189H222V190H220ZM247 189L250 190V191H248ZM169 191H172V192L169 193ZM164 192H166V193H164ZM139 194H140V196H139ZM215 194H214V196H216ZM23 196H24V198H23ZM31 196L34 197V198H32ZM141 196H143V199H142ZM152 196H153V199H152ZM201 196L203 197V201H200L202 199ZM170 197H171V199H170ZM50 198H49V202L47 204L44 203V202H43V205L41 204L40 211H39V216L40 217L41 216L44 217L43 216L44 214L46 215L47 213H50L51 212L50 215H49L50 217H49L48 221L50 222L52 220L53 222L52 221L51 222L53 223L54 226H53V229H51V230L48 231V234H49V236L51 235V237H55V238H53V241L55 242L56 245H58L59 244V241H60V238L59 237H60V234H61L62 230L63 229H66V227H69L70 224H72L74 220L72 219L73 216L70 215V213H67L71 209L70 207H67V209H66L65 206H63L61 204L60 205L57 204L55 193H52V195L50 196ZM150 198H151V200H150ZM148 199L150 201H147ZM144 200L146 202H149V204L146 203ZM199 201H200V203H199ZM144 203L147 204V206L145 207L146 209L145 208L139 209V206H141V204H144ZM202 203L204 204L205 207L202 205ZM200 206L203 207L204 209H202ZM68 208H69V210H68ZM193 208H195V209H193ZM196 208H198V209L196 210ZM200 208H201L202 211L199 210ZM197 212L198 213L200 212V215L203 217V219H201L202 217L200 218V216H198L199 214L198 215L196 214ZM146 213L147 214L149 213L150 216H149V214H148V216H144V215H147ZM119 214H120V217H119ZM192 214H193V216L191 217ZM194 214L197 215V217L195 218V220L190 219V218H194L195 217ZM230 216L233 217L234 220ZM123 218H126L125 221H122V220H124ZM196 219H198V220L200 219V220L198 221ZM111 220H113V221H111ZM205 220H207L208 222H206ZM200 221H202L203 224ZM179 222L180 223H183V224H184V222H185V224L187 222L188 223L186 225H184V226H180V227H183V228H181V229L179 228L178 229L179 232H178V230L176 229L178 226H176V225ZM180 223L178 225H180ZM209 223H211V224H209ZM221 223H222V225H221ZM208 224H209V226H208ZM115 225H116V227H115ZM207 226L210 228V229L209 228L207 229L208 231H211L214 228L220 226V228L218 227V228L215 229V231H213L216 234L217 237L216 236H213L214 234H213L212 231H211L212 233L209 232V234H207V230H206ZM213 226H215V227H213ZM221 226H224V227H222L223 230L221 229ZM174 227L176 229L175 231H174ZM225 229H226V231H225ZM107 232H110V234H108ZM176 232H178V233L176 234ZM104 233H106V235L108 237L105 236ZM203 233H205V234H203ZM206 234L209 236L208 238H207ZM211 234H213L212 235V238L210 237ZM215 237H216V239H213ZM222 237H223V239H222ZM174 238H176V240H173ZM217 238L219 240H217ZM238 238H240V239H238ZM237 239L240 240V241H238ZM233 240L235 242L236 241L237 242L235 243ZM208 241L210 243H208ZM262 241L264 242V239ZM166 242H168V244H166ZM232 242H234V243H232ZM119 243H120V245L123 248L120 245H118ZM204 243H206V242H204ZM212 243H213V245H212ZM216 243H217V245H216ZM25 244L27 245V241H25ZM25 244L23 246H25ZM202 244H203V242H202ZM209 244H210V246H209ZM225 244L226 245L228 244V245L226 246ZM205 245L206 244H204L201 247L204 248ZM211 245H212V248L213 249L212 248L211 249H208V247H211ZM231 245H232V247H231ZM125 246H127V247H125ZM214 246H215V248H214ZM42 247L43 246L39 247L40 251L42 250ZM119 247H121V248H119ZM226 247H227V249H226ZM45 248H46V246L44 247V249ZM230 248H232V249L234 248V249L233 250L232 249L230 250ZM59 249L61 250V248H59ZM223 249H225V250H223ZM45 250H44V252L41 251L42 254L45 253ZM233 251H234V253H233ZM44 255H45V257H41L40 258L41 261H42V264H50L51 262L49 260H48V262H46V260H47L46 259V254H44ZM239 257H240V260L241 261L238 260ZM132 259H134V260H132ZM135 260H136V262H135ZM236 260H238V261H236ZM74 262L79 264V262L81 263V259H76V261H74ZM51 264H53V262ZM228 264H230V263H228Z\"/></svg>","mask_w":264,"mask_h":264}]
</instances>
